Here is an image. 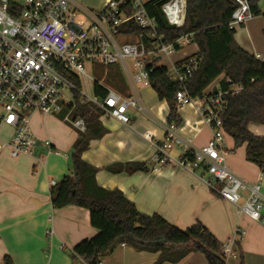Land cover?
<instances>
[{
	"label": "crops",
	"instance_id": "0c3cea01",
	"mask_svg": "<svg viewBox=\"0 0 264 264\" xmlns=\"http://www.w3.org/2000/svg\"><path fill=\"white\" fill-rule=\"evenodd\" d=\"M234 30L237 45L264 61V11ZM197 52L198 49L193 55ZM191 56H181L174 63L170 60L171 68ZM217 90L219 87L211 92ZM125 93L138 98L148 113L128 109V124L112 118L101 121L107 134L91 142L82 154V160L97 169L96 184L105 190L120 191L139 213L159 215L181 231L199 223L221 245L240 229L245 233L233 248V256L224 260L225 264H264V210L258 222L239 215L233 205L217 195L213 183V188L207 186L208 175L175 166L173 163L183 158L181 145L168 152L171 163L154 165L151 159L155 144L165 138L168 107L157 99L149 85H130ZM177 111L181 125L175 130L176 135L189 143L191 150L207 146L211 133L196 108L186 105ZM36 115L44 120L52 116L36 112L30 117V129L37 139L50 141L58 155L45 154L38 161L27 156L11 158L8 150L0 151V264H5L6 259L10 264H87L73 258L71 253L75 246L97 234L90 225L89 212L75 206L54 209L50 201V183L59 182L70 168L69 155L58 150H72L78 134L67 126L55 125L51 132L33 129L31 120ZM12 133L1 126L0 142L8 141ZM250 133L264 137V127L251 126ZM225 146L228 169L248 183L260 181L264 194V172L246 160V146L235 147L227 136ZM136 163L147 164L149 170L128 173L127 166ZM114 166H122L123 171L109 173L107 169ZM47 231L51 235L47 236ZM158 257V253L138 252L120 245L100 264H155ZM178 264L208 263L203 254L192 253Z\"/></svg>",
	"mask_w": 264,
	"mask_h": 264
},
{
	"label": "built area",
	"instance_id": "2783aa9c",
	"mask_svg": "<svg viewBox=\"0 0 264 264\" xmlns=\"http://www.w3.org/2000/svg\"><path fill=\"white\" fill-rule=\"evenodd\" d=\"M81 1V0H80ZM149 0H106L101 11L88 12L77 0H0V127L12 130L8 141L0 142V151L8 150L11 158L27 156L41 161L45 154H57L48 140L37 139L30 129L31 115L60 117L69 129L77 134L86 130L85 122L74 117V93L78 92L83 101L92 104L102 113L101 121L112 118L128 124V109L148 113L135 96L122 97L107 89L105 99L92 100L81 94L67 78L72 74L80 79L92 78L96 66L108 68L118 66L128 78L131 86L148 85V71L145 64L151 59L170 56L177 49L192 43V35H185L175 44L163 43V35H157L156 21L149 17L145 4ZM185 1L168 0L161 6L165 20L171 26L182 27ZM236 4L228 26L236 29L253 19L250 0H232ZM85 13L90 25L76 20V12ZM129 22L147 31V38L153 39L147 47L142 36L133 42L117 34V29ZM132 61L131 72L128 61ZM200 60L190 58L187 63L175 65L168 71L170 79L181 89L174 95L178 108L193 105L204 124L210 130V143L201 148H189V143L180 139L173 126L165 125L163 142L155 144L151 162L156 166L171 163L168 152L181 145L183 158L175 166L191 172L202 171L208 175L207 186L221 185L217 195L237 209L239 215L252 221H260L264 210V194L261 182L248 183L235 176L226 164L228 151L225 146L226 133L222 117L227 109V97H236L243 91L240 85H228L225 90L206 93L202 98L193 99L185 86L198 69ZM188 157H185V156ZM51 187L56 183L51 182ZM242 202V203H241ZM222 245L223 259L233 256V248L243 237L240 229ZM47 231V236L51 235Z\"/></svg>",
	"mask_w": 264,
	"mask_h": 264
},
{
	"label": "trees",
	"instance_id": "16d2710c",
	"mask_svg": "<svg viewBox=\"0 0 264 264\" xmlns=\"http://www.w3.org/2000/svg\"><path fill=\"white\" fill-rule=\"evenodd\" d=\"M167 1L149 0L145 8L149 17L156 21V34L163 35L164 44H175L176 40L188 34L192 35V43L198 47V52L190 58L199 59L200 67L189 79L185 90L193 99L202 98L220 77V90L227 89V80L243 87L240 95L226 98L227 109L222 117V126L235 147L246 146V160L264 172V137L250 133L251 126L264 127V61L244 51L235 41V30L228 24L236 4L232 0H187L183 26L175 27L167 23L161 11V6ZM260 1H249L254 17L261 14L258 7ZM117 34L125 37L127 42L142 36L147 47L153 43V39L147 38V31L132 22L120 26ZM175 49L180 50L177 45ZM190 58L180 61L177 66L187 63ZM159 62L157 58L145 64L148 85L157 99L168 107L166 125L178 128L181 120L174 95L181 87L170 79L168 70ZM101 68L104 70V67ZM103 70L96 74L94 97L105 99L107 89H114L122 97H128L124 91L126 88L121 68L108 67L104 77ZM67 78L77 90H81L76 76L69 73ZM80 96L78 92L74 93L73 116L84 120L86 130L77 135L72 145L69 172L51 187L50 201L54 209L75 206L87 210L90 225L97 234L75 246L71 256L87 264H100L113 253L114 248L125 245L138 252L158 253L155 264H178L192 253L203 254L208 264H225L221 254L222 245L201 224L181 231L159 215L139 213L133 202L128 201L120 191L105 190L96 184L97 169L83 161L82 154L91 146V142L101 140L107 130L101 122L103 112L83 101ZM127 167L128 173H146L149 170L144 163ZM107 171L117 174L123 170L122 166H114ZM5 264H10L8 259Z\"/></svg>",
	"mask_w": 264,
	"mask_h": 264
},
{
	"label": "rangeland",
	"instance_id": "374dc122",
	"mask_svg": "<svg viewBox=\"0 0 264 264\" xmlns=\"http://www.w3.org/2000/svg\"><path fill=\"white\" fill-rule=\"evenodd\" d=\"M20 1L23 3L24 0H20ZM77 2L78 3L81 2L88 12H92L94 14V13H97V12L102 10L103 5L105 3V0H81V1L77 0ZM258 7L261 11H264V0L260 1ZM76 20L82 21L83 27L85 29H87L90 25V22L88 21L87 17L85 16V13H83L81 11L76 12ZM197 49H198V47L195 43H191L189 45H184L180 50L175 51L173 54H171L170 57L163 56L161 61L159 62V65L170 70L171 69L170 60L174 63L181 56L193 55ZM128 64H129L128 66L131 69L130 71L133 72L132 61L129 60ZM106 69L107 68H104V70H103L101 68V66H96L95 73H93V74L91 72L88 73V75L92 78L91 80H89V79L87 80V78H85V77H80L79 81H80V85H81V94L85 95V97L92 100L94 98L93 83L97 79L96 74L99 70L100 71L103 70V77H104L107 73ZM123 79H124V85L126 88L124 91L126 92V90H130V85H129L128 78L124 74H123ZM218 86H219V80L215 81L214 84H212L207 89V91L211 92V91H213V89L218 88ZM111 90L116 92L114 89H111ZM116 93H118V92H116ZM31 121H32L31 122V124H32L31 128L36 129L40 132H44V130L45 131L48 130L49 132H51L52 128L55 129V125L62 127V128L66 127V124L64 122H62L60 117H58L57 115L49 117L48 120H44V119H42V117L36 115L35 117L32 118ZM58 152L67 153L69 155V159H70V156L72 154V150H68V151L67 150L66 151L65 150H61V151L58 150ZM214 186L217 189L221 188V185L217 184V183H214Z\"/></svg>",
	"mask_w": 264,
	"mask_h": 264
},
{
	"label": "bare ground",
	"instance_id": "6f19581e",
	"mask_svg": "<svg viewBox=\"0 0 264 264\" xmlns=\"http://www.w3.org/2000/svg\"><path fill=\"white\" fill-rule=\"evenodd\" d=\"M183 1H184V0H178V3H182V4H183Z\"/></svg>",
	"mask_w": 264,
	"mask_h": 264
},
{
	"label": "water",
	"instance_id": "95a60500",
	"mask_svg": "<svg viewBox=\"0 0 264 264\" xmlns=\"http://www.w3.org/2000/svg\"><path fill=\"white\" fill-rule=\"evenodd\" d=\"M185 3H186V1H185ZM99 102H101V99H99ZM160 245H162V244H160Z\"/></svg>",
	"mask_w": 264,
	"mask_h": 264
}]
</instances>
